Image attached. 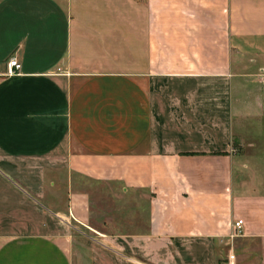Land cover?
I'll return each mask as SVG.
<instances>
[{
  "label": "crops",
  "instance_id": "0c3cea01",
  "mask_svg": "<svg viewBox=\"0 0 264 264\" xmlns=\"http://www.w3.org/2000/svg\"><path fill=\"white\" fill-rule=\"evenodd\" d=\"M251 77L264 0H0V264H264Z\"/></svg>",
  "mask_w": 264,
  "mask_h": 264
},
{
  "label": "rangeland",
  "instance_id": "374dc122",
  "mask_svg": "<svg viewBox=\"0 0 264 264\" xmlns=\"http://www.w3.org/2000/svg\"><path fill=\"white\" fill-rule=\"evenodd\" d=\"M241 72V70L239 71ZM248 79V78H246ZM261 78L258 77H251V81L247 84H249V87L251 89L249 95L253 96L254 99L258 98L259 94L264 95V90L261 91L264 87V80H260ZM242 85L240 84L239 90L236 93L237 94V99H238V104L242 103V97L244 95V92L240 90V87L242 89ZM261 88V89H260ZM261 91V92H259ZM246 95V92H245ZM234 138H233V145L235 146L236 149V154L237 155H243L245 154L248 148L249 142L253 141L255 142L254 144L257 143V140H252L251 139V127L253 126L251 123H247L245 119H243V114H242V109L239 107L237 108V111L235 112V118H234Z\"/></svg>",
  "mask_w": 264,
  "mask_h": 264
},
{
  "label": "built area",
  "instance_id": "2783aa9c",
  "mask_svg": "<svg viewBox=\"0 0 264 264\" xmlns=\"http://www.w3.org/2000/svg\"><path fill=\"white\" fill-rule=\"evenodd\" d=\"M21 65L18 61V59L13 56L9 58L7 62V75L8 76H16L21 74ZM243 222L241 220L237 221L234 224V229H235V235H237L241 229Z\"/></svg>",
  "mask_w": 264,
  "mask_h": 264
}]
</instances>
